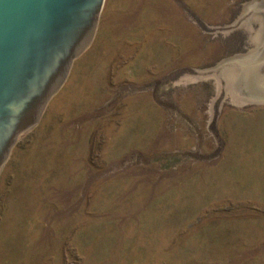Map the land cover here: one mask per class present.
I'll return each instance as SVG.
<instances>
[{
	"label": "rangeland",
	"instance_id": "374dc122",
	"mask_svg": "<svg viewBox=\"0 0 264 264\" xmlns=\"http://www.w3.org/2000/svg\"><path fill=\"white\" fill-rule=\"evenodd\" d=\"M248 1H103L0 169V264H264V103L208 69Z\"/></svg>",
	"mask_w": 264,
	"mask_h": 264
},
{
	"label": "water",
	"instance_id": "95a60500",
	"mask_svg": "<svg viewBox=\"0 0 264 264\" xmlns=\"http://www.w3.org/2000/svg\"><path fill=\"white\" fill-rule=\"evenodd\" d=\"M104 0H0V169L20 135L39 120L73 60L89 45ZM251 48L208 69L230 100L264 103V0L236 15Z\"/></svg>",
	"mask_w": 264,
	"mask_h": 264
}]
</instances>
